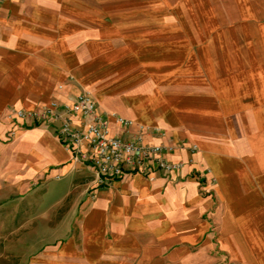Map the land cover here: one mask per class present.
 I'll list each match as a JSON object with an SVG mask.
<instances>
[{
  "label": "crops",
  "instance_id": "1",
  "mask_svg": "<svg viewBox=\"0 0 264 264\" xmlns=\"http://www.w3.org/2000/svg\"><path fill=\"white\" fill-rule=\"evenodd\" d=\"M83 92L181 171L97 186L56 124L11 119ZM50 182L61 240L0 264H264V0H1L0 212Z\"/></svg>",
  "mask_w": 264,
  "mask_h": 264
},
{
  "label": "built area",
  "instance_id": "2",
  "mask_svg": "<svg viewBox=\"0 0 264 264\" xmlns=\"http://www.w3.org/2000/svg\"><path fill=\"white\" fill-rule=\"evenodd\" d=\"M11 119L15 123L32 120L56 124L60 144L71 154L73 162L92 169L97 186H107L130 172H139L151 181L156 173L175 174L184 166L181 161L167 160L173 146L145 143L141 137L122 139L112 135L106 117L97 110L96 103L87 92L78 94L67 104L51 102L38 111H16ZM117 122L123 126L130 124L120 119ZM12 136L13 131L9 130L5 139ZM194 150L195 147H191L190 151Z\"/></svg>",
  "mask_w": 264,
  "mask_h": 264
},
{
  "label": "rangeland",
  "instance_id": "3",
  "mask_svg": "<svg viewBox=\"0 0 264 264\" xmlns=\"http://www.w3.org/2000/svg\"><path fill=\"white\" fill-rule=\"evenodd\" d=\"M58 183L50 182L45 206L2 207L0 212V253H16L17 261L24 257L23 251L37 252L46 246H54L61 239L63 224L59 220L70 209V197L58 205ZM41 191L33 193L34 203L40 201ZM40 203V202H38ZM62 225V226H61Z\"/></svg>",
  "mask_w": 264,
  "mask_h": 264
}]
</instances>
